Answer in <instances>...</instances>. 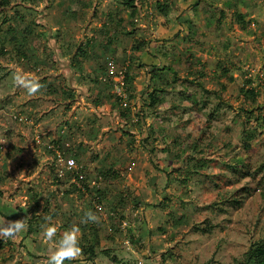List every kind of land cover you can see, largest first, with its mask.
<instances>
[{
  "label": "rangeland",
  "instance_id": "1",
  "mask_svg": "<svg viewBox=\"0 0 264 264\" xmlns=\"http://www.w3.org/2000/svg\"><path fill=\"white\" fill-rule=\"evenodd\" d=\"M46 216L80 228L65 264L243 263L264 241V0H0V221L26 223L0 264H47Z\"/></svg>",
  "mask_w": 264,
  "mask_h": 264
},
{
  "label": "clouds",
  "instance_id": "2",
  "mask_svg": "<svg viewBox=\"0 0 264 264\" xmlns=\"http://www.w3.org/2000/svg\"><path fill=\"white\" fill-rule=\"evenodd\" d=\"M23 83V82H20ZM29 92H35L38 85L35 83L25 85ZM88 219H92L91 214H87ZM50 216L45 217V223L41 225L42 235L48 241H54L55 248L48 257L47 264H65L66 261H71L81 253L80 239L78 233L80 228L78 225H72L65 229L57 236V226L52 223ZM26 228V223L23 219L15 221H0V238L8 237L15 238ZM55 238V239H54Z\"/></svg>",
  "mask_w": 264,
  "mask_h": 264
},
{
  "label": "trees",
  "instance_id": "3",
  "mask_svg": "<svg viewBox=\"0 0 264 264\" xmlns=\"http://www.w3.org/2000/svg\"><path fill=\"white\" fill-rule=\"evenodd\" d=\"M157 10L161 14H165L166 7L160 4L156 5ZM241 20V17H239ZM250 95L254 96L255 92L253 90L247 91ZM150 100L154 102V95H150ZM91 253H94V247L89 248ZM241 264H264V241L254 245L248 252L244 254V262Z\"/></svg>",
  "mask_w": 264,
  "mask_h": 264
},
{
  "label": "built area",
  "instance_id": "4",
  "mask_svg": "<svg viewBox=\"0 0 264 264\" xmlns=\"http://www.w3.org/2000/svg\"><path fill=\"white\" fill-rule=\"evenodd\" d=\"M109 66H110V68L108 70V77L112 78V80H114V81H118V79H121V81L118 83H121V85H124V76H116L117 74L113 69V63L112 62L109 63ZM75 166H76V163L73 159H68L65 161L66 169L70 170V169L75 168Z\"/></svg>",
  "mask_w": 264,
  "mask_h": 264
}]
</instances>
